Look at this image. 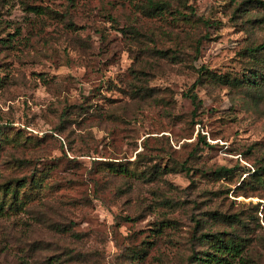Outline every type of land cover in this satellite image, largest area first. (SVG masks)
Returning a JSON list of instances; mask_svg holds the SVG:
<instances>
[{
	"label": "rangeland",
	"instance_id": "obj_1",
	"mask_svg": "<svg viewBox=\"0 0 264 264\" xmlns=\"http://www.w3.org/2000/svg\"><path fill=\"white\" fill-rule=\"evenodd\" d=\"M155 1L0 0V264H264V5Z\"/></svg>",
	"mask_w": 264,
	"mask_h": 264
},
{
	"label": "trees",
	"instance_id": "obj_2",
	"mask_svg": "<svg viewBox=\"0 0 264 264\" xmlns=\"http://www.w3.org/2000/svg\"><path fill=\"white\" fill-rule=\"evenodd\" d=\"M258 1L261 5H264V2ZM164 4H166L165 1H155V0H147V5L149 8L152 9H160L163 8ZM180 14V12H179ZM206 24H209L210 22L203 21ZM202 39V37H200ZM201 40L199 39L196 42L195 49L197 52H199V46H200ZM247 52H249L250 57L253 59H257L259 62V65L253 68L252 75H248L244 77L243 79H237L235 80L237 83L245 84L249 88L253 89H260L264 86V41L260 44H256L254 46H249L246 48ZM258 53H261L258 55L259 58H257ZM201 73H206L207 68L204 66H201L198 70ZM231 81V82H235ZM195 83L191 85L190 87V93H188V96L192 99L195 98L194 93ZM112 171H121L123 172V168H114ZM227 169L221 168L219 169V173H227ZM252 178L254 181H256L258 184L262 185L264 187V164H260L256 166V169L252 173ZM12 184L5 183L1 184L0 189L2 191V195L0 197V214L10 211V210H16L20 209L22 202L24 201V196L27 195V193L23 190L26 186V181L23 179H16L14 181H11ZM196 222V227H197ZM210 236L212 239H210ZM203 240L208 244V248L206 250H203L201 255H197L195 252H193L189 257L188 264H224V262L229 257H235L240 252V245L236 243L232 238L227 239H221L219 237V234H203L202 235ZM44 264H59L56 261H52L50 258L45 261Z\"/></svg>",
	"mask_w": 264,
	"mask_h": 264
}]
</instances>
